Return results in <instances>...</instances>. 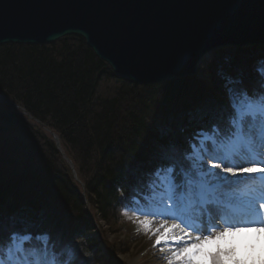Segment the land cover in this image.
Segmentation results:
<instances>
[{"label":"trees","instance_id":"trees-1","mask_svg":"<svg viewBox=\"0 0 264 264\" xmlns=\"http://www.w3.org/2000/svg\"><path fill=\"white\" fill-rule=\"evenodd\" d=\"M254 50L264 62V48ZM251 52L237 49L230 64L249 87L264 79L248 61ZM222 55L202 70L207 80L136 85L117 77L79 36L0 46V94L21 107L0 100L4 222L50 233L73 246L81 264H124L117 254L129 247L104 232L101 241L93 237L96 224L104 221L115 235L131 230L123 222L126 205L162 163L159 146L174 141L187 147L209 129L210 110L227 108Z\"/></svg>","mask_w":264,"mask_h":264},{"label":"snow or ice","instance_id":"snow-or-ice-1","mask_svg":"<svg viewBox=\"0 0 264 264\" xmlns=\"http://www.w3.org/2000/svg\"><path fill=\"white\" fill-rule=\"evenodd\" d=\"M225 87L227 108L187 147L160 145L162 163L126 205L166 264H264V79ZM4 220L0 209V264H81L70 244Z\"/></svg>","mask_w":264,"mask_h":264},{"label":"water","instance_id":"water-1","mask_svg":"<svg viewBox=\"0 0 264 264\" xmlns=\"http://www.w3.org/2000/svg\"><path fill=\"white\" fill-rule=\"evenodd\" d=\"M67 36L83 38L136 85L200 78L212 54L264 48V0H0V46ZM0 100L21 108L4 94Z\"/></svg>","mask_w":264,"mask_h":264},{"label":"rangeland","instance_id":"rangeland-1","mask_svg":"<svg viewBox=\"0 0 264 264\" xmlns=\"http://www.w3.org/2000/svg\"><path fill=\"white\" fill-rule=\"evenodd\" d=\"M256 49V48H254ZM254 49L248 56V61L252 63V68L255 71H259V67L261 66L262 59H259L257 57V52ZM222 58L219 61V70L222 75L225 77H232L233 79H238L240 78V71L238 69H234L230 67L231 61L235 58V49L231 50H226L221 52ZM220 53L217 54H212V58L218 56ZM210 56V57H211ZM209 60H204L202 64L200 65V70H203L205 67H207V63ZM203 80L209 79V75L205 74L204 77L202 78ZM129 217H132V219H129ZM142 218V217H141ZM123 222H126V224L129 226L131 230L123 229L121 232L118 234H112L109 229L107 224L104 221H100V229H96L92 235H96L100 232V235L102 234L101 232L105 233V238L111 242L113 241H118V242H123V244L130 249L129 251L125 253H118L117 257L124 263V264H134V262H137V264H166V260L163 258L164 255H159L161 253L158 248L153 247V242L151 239H149V236L144 234L142 230L138 231V225L134 223V220L136 219L135 216H133V213L131 211H128L127 215L124 213L123 217ZM137 226V229L134 228ZM134 228V229H132ZM98 230V231H97ZM141 232L142 234L138 237L136 235ZM134 237H136L134 239ZM128 244V245H126ZM126 247V248H127ZM125 248V249H126Z\"/></svg>","mask_w":264,"mask_h":264},{"label":"bare ground","instance_id":"bare-ground-1","mask_svg":"<svg viewBox=\"0 0 264 264\" xmlns=\"http://www.w3.org/2000/svg\"><path fill=\"white\" fill-rule=\"evenodd\" d=\"M212 59V58H211ZM200 73H201V76H200V78H198V79H202L203 77H204V75L202 74V70H200ZM197 78V77H196ZM203 80V79H202ZM205 80H207V79H205ZM60 150V149H59ZM61 151V150H60ZM71 166V165H70ZM73 169V168H72ZM73 174H74V177H77V173H76V170H75V168L73 169ZM100 231H101V229H100ZM93 237H95L96 239H98L99 241H101V239H102V235H97V236H95V235H92ZM100 247H102V253L104 254V255H106L107 256V251H106V248L102 245V243H100ZM159 255H164L163 253H159ZM134 264H137V262H134Z\"/></svg>","mask_w":264,"mask_h":264},{"label":"clouds","instance_id":"clouds-1","mask_svg":"<svg viewBox=\"0 0 264 264\" xmlns=\"http://www.w3.org/2000/svg\"><path fill=\"white\" fill-rule=\"evenodd\" d=\"M262 242H264V241H262Z\"/></svg>","mask_w":264,"mask_h":264}]
</instances>
